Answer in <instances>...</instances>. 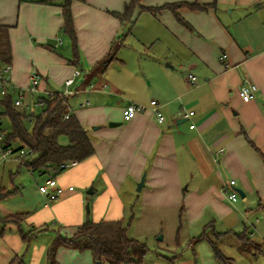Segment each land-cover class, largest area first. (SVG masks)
Segmentation results:
<instances>
[{"label":"crops","instance_id":"0c3cea01","mask_svg":"<svg viewBox=\"0 0 264 264\" xmlns=\"http://www.w3.org/2000/svg\"><path fill=\"white\" fill-rule=\"evenodd\" d=\"M129 1L72 2L75 60L72 40L62 30L64 0H0V22L9 26L12 84L28 88L36 71L43 93L63 92L74 77L69 88L79 92L69 96L68 109L95 149L69 169L44 170L36 187L0 188L14 191L0 200V221L25 214L20 226L10 223L0 235V264H94L88 249L60 246L52 256L50 250L58 236H73L87 220L126 224L127 182L130 194H141L140 233L169 239L165 250L172 254H159V263L176 264V245L187 243L195 255L209 250L207 239L194 242L204 232L215 241L233 235L241 243L237 234L247 229L249 254L264 253V0H140L145 9L135 11L131 24L111 13L124 12ZM193 3L207 8L187 5ZM129 37L140 43V69L127 65L125 49L135 46ZM118 39L123 44L105 68L99 63ZM246 78L258 87L250 101L239 95ZM26 97L32 100L28 92ZM87 99L90 105L81 108ZM154 99L164 123L151 109L124 120L129 103ZM183 110L194 115L183 117ZM59 142L67 145L69 139L62 135ZM52 176L65 188L56 200L39 188ZM232 179L236 202L223 192ZM17 195L20 200L7 203ZM195 262L221 264L213 250Z\"/></svg>","mask_w":264,"mask_h":264},{"label":"trees","instance_id":"16d2710c","mask_svg":"<svg viewBox=\"0 0 264 264\" xmlns=\"http://www.w3.org/2000/svg\"><path fill=\"white\" fill-rule=\"evenodd\" d=\"M54 0H45L46 3H53ZM86 0H64L61 4L63 8L64 25L62 30L70 37L74 47V58H78V41L74 18L72 13V2ZM193 9L204 10L206 5L187 4ZM175 5L167 4L164 8H169L174 11ZM141 6L140 0H130L124 12H111L114 16L120 19L123 23L132 22L135 11ZM155 11L154 8H149ZM178 19L186 24L175 12ZM134 23H132L133 25ZM187 25V24H186ZM122 39L113 42L108 57L99 64L108 67L116 58L117 52L122 46ZM12 49L9 38V26L0 22V68L6 65L11 66ZM15 94L10 92L4 98L0 99V116L8 117L11 124V131L7 134V139L10 146H13L15 152L22 149H30L33 154L21 158L20 166L26 167L30 171H44L49 169H59L63 162L76 160L83 161L91 157L95 153L94 146L90 140L86 128L80 123L76 115L70 113L68 109L69 96L56 95L53 99L44 98L45 105L39 107L38 112L31 114L26 113L21 108L14 105ZM69 113V117L65 115ZM28 123H32V129L28 128ZM67 136L69 143L63 145L59 142L60 136ZM18 144V146H15ZM20 167V168H21ZM14 193L8 192L6 189L0 190V200ZM25 214H17L8 216L0 221V235H3L8 230V224L21 225ZM237 236L243 242L242 250L247 251L250 244V232L245 230L238 233ZM24 239H28L29 235H24ZM207 239L213 250L215 258L221 264H233V259L227 257L222 250L217 246L214 239L209 238L206 232L195 238L194 242ZM65 246L78 250H90L94 258V264H142L143 258L148 252V247L145 243L135 238L128 236V227L120 221H100L93 222L87 220L79 228L78 231L71 237L58 236L55 240L51 256L55 248Z\"/></svg>","mask_w":264,"mask_h":264},{"label":"rangeland","instance_id":"374dc122","mask_svg":"<svg viewBox=\"0 0 264 264\" xmlns=\"http://www.w3.org/2000/svg\"><path fill=\"white\" fill-rule=\"evenodd\" d=\"M134 35H140V22L138 23V27L135 29ZM69 37V36H68ZM138 38V37H137ZM65 39V37H64ZM128 43L135 45L133 48L128 47L125 49L126 51V61L127 65L133 69H140V55L138 54V47L140 46L139 41L135 37H129ZM67 42H69L67 40ZM72 45V44H71ZM36 72V71H33ZM32 72V73H33ZM37 73V72H36ZM26 102H30L31 100L27 97L25 98ZM40 109L35 108V112H38ZM0 111H2V107H0ZM28 128L32 129V123H28ZM1 129L4 130L6 133L11 131V124L8 117H2V125ZM65 141V140H64ZM15 156L9 157L4 163L0 165V188L3 186L7 187L8 189L14 190L17 186L23 187L25 189L29 188L31 184H34L36 187V179L39 181L40 172L38 171H29L27 168L21 167L20 162L15 160ZM21 167V168H20ZM131 183L127 182L122 187V193L125 196L126 201V226L128 227V236L130 238L138 239L139 241L145 243L148 247V252L143 258L142 264H161L158 260V255H171L172 253L166 251V246L168 243V238L165 239V243L163 241H159L158 238L161 236L160 234H152V233H140V216L142 211L141 199H140V192H135V195L130 194L129 187ZM30 191V190H29ZM123 198V197H122ZM123 198V199H124ZM20 200L21 196L17 195L16 197L7 201L10 203L12 200ZM16 200V201H18ZM240 200L242 198L240 197ZM14 206V205H12ZM183 206V202L181 204ZM88 210V209H87ZM251 220H255V217H250ZM134 220V222H133ZM250 220V222H252ZM142 227V226H141ZM160 232V231H159ZM209 235L214 238L211 230H209ZM215 239V238H214ZM217 246L223 251V253L231 257L233 259V264H264V253L257 254V256H253L249 254V250L244 251L242 250L243 242L239 243L238 238L236 236H228L225 239H216ZM206 247L209 250H201L198 251L199 254L195 255L191 246L186 244L176 245L178 248L174 255H178L179 258L176 260V264H196V258L202 259L205 257L206 254L211 252L212 248L209 243H206ZM209 251V252H208ZM162 261V260H161Z\"/></svg>","mask_w":264,"mask_h":264},{"label":"built area","instance_id":"2783aa9c","mask_svg":"<svg viewBox=\"0 0 264 264\" xmlns=\"http://www.w3.org/2000/svg\"><path fill=\"white\" fill-rule=\"evenodd\" d=\"M11 66L6 65L0 68V99L4 98L10 92L16 93L14 98V105L16 107L21 108L28 114H31L35 111V108L43 107L45 105L44 98L53 99L56 95H66L70 96L78 93L79 91H74L69 87L74 84L75 78H69L66 80L65 84L67 86L66 90L63 92H53L47 91L42 92L40 90L41 76L33 72L31 74V84L28 88H18L15 87L11 82ZM188 79L192 84H197V77L193 74L188 75ZM89 89H94V86H91ZM26 92L32 97L30 102H26ZM258 92V87L249 79H244L243 83L239 87V95L244 101H250L255 97ZM90 100H84L79 104L81 108L87 107L90 105ZM148 109H151L157 117L159 123H164L166 117L161 110V105L157 100H151V102L147 104L131 102L129 103L123 110V118L125 121L132 120L138 113L144 112ZM181 115L183 117H192L194 115V111L183 110L181 111ZM66 118L69 117V114L65 115ZM2 125V117L0 116V162L6 161L9 157L15 156L17 160H21L22 157L33 154V151L30 149H22L19 152L14 151V147L10 146V142L7 139V134L1 129ZM195 127L194 124L191 125ZM223 148L220 149V152H223ZM78 164V161H67L63 162L57 172H61L63 170L69 169ZM41 174H44V171H40ZM236 180L232 179L228 183L224 184L223 192L227 196V198L236 202L239 199V193L235 189ZM40 191L43 195L48 197L50 200H56L60 196H62L65 192V188L61 186L56 177H50L45 183H41ZM73 187H69V190H73ZM126 264H134V263H126Z\"/></svg>","mask_w":264,"mask_h":264},{"label":"water","instance_id":"95a60500","mask_svg":"<svg viewBox=\"0 0 264 264\" xmlns=\"http://www.w3.org/2000/svg\"><path fill=\"white\" fill-rule=\"evenodd\" d=\"M143 185H144V177L142 178L141 182L138 185V190H141Z\"/></svg>","mask_w":264,"mask_h":264}]
</instances>
